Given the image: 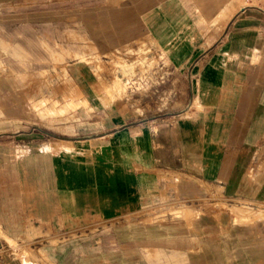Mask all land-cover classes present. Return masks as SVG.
Listing matches in <instances>:
<instances>
[{"label":"crops","instance_id":"crops-1","mask_svg":"<svg viewBox=\"0 0 264 264\" xmlns=\"http://www.w3.org/2000/svg\"><path fill=\"white\" fill-rule=\"evenodd\" d=\"M13 1L0 0V27L15 17L34 43L39 9ZM138 4L49 8V43L69 55L49 59L53 78L0 93V264H264V226L243 209L264 202V11ZM140 43L169 75L162 114L127 107L108 67L73 56L89 49L107 65Z\"/></svg>","mask_w":264,"mask_h":264},{"label":"rangeland","instance_id":"rangeland-1","mask_svg":"<svg viewBox=\"0 0 264 264\" xmlns=\"http://www.w3.org/2000/svg\"><path fill=\"white\" fill-rule=\"evenodd\" d=\"M139 1L141 0H17V5H15L16 1H13L14 3L7 6L33 7L39 9L40 14L34 17L37 30H34V43L32 39H27L26 35L29 30L25 26L22 28L24 33L19 31L17 33L15 24L12 26L11 23L15 17H7L9 21L6 26L0 27V48L6 55L4 60L0 59V93L7 90L11 97V94L18 88L17 79L22 83L38 74L46 80L49 77L53 78L49 69L53 64L49 63V59L58 63L64 61L69 55V52H64L65 48L62 44H57L54 48L49 43L48 33L53 31V26L49 22V8H53L54 5L64 7L66 4L73 8L82 6L93 10L109 8L118 3L126 6L131 3V6L138 7L140 6ZM150 1L146 0V2ZM244 3L245 0H227V10L234 14ZM68 28L69 31L71 30L72 39L83 38V35L76 32L73 27L68 26ZM73 56L89 62L98 74L108 67L113 74L110 88L123 93L128 102L127 107H132V109L138 107L139 111H142V116H145L147 111L162 114L174 104V92L170 89L169 75H165L164 80L161 79L166 67L160 63V55L152 45L140 43L137 49L131 47L127 50H117L107 65L97 61V57L92 55L89 49L77 50ZM58 75L61 79H66L68 76L66 68L63 67ZM76 96L73 95L68 99L65 111L71 117L72 122L78 123L79 119L73 113L79 105V102L75 101ZM75 131L77 129H72V132ZM243 209H245L244 216L247 220L261 221L264 226V202L256 204L243 202ZM168 211H153L150 218H166ZM10 242L13 243L11 240Z\"/></svg>","mask_w":264,"mask_h":264},{"label":"built area","instance_id":"built-area-1","mask_svg":"<svg viewBox=\"0 0 264 264\" xmlns=\"http://www.w3.org/2000/svg\"><path fill=\"white\" fill-rule=\"evenodd\" d=\"M244 7H257L264 11V0H245V3L243 5ZM165 75L163 74L161 76V79L164 80Z\"/></svg>","mask_w":264,"mask_h":264}]
</instances>
